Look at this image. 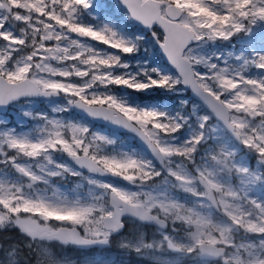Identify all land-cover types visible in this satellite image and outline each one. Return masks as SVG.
Masks as SVG:
<instances>
[{"label":"snow or ice","instance_id":"snow-or-ice-1","mask_svg":"<svg viewBox=\"0 0 264 264\" xmlns=\"http://www.w3.org/2000/svg\"><path fill=\"white\" fill-rule=\"evenodd\" d=\"M14 106L31 123L0 117V231L26 242L0 264L114 240L149 264H264V0H0Z\"/></svg>","mask_w":264,"mask_h":264},{"label":"rangeland","instance_id":"rangeland-1","mask_svg":"<svg viewBox=\"0 0 264 264\" xmlns=\"http://www.w3.org/2000/svg\"><path fill=\"white\" fill-rule=\"evenodd\" d=\"M176 100H177L176 97L174 96L171 97V103L175 104ZM156 101H159V99H153L152 101H148V102H144V100H138V102H143V103H158ZM37 109L45 110V111L47 110L43 102H40L37 105ZM28 110H31L30 107L28 108ZM0 117L9 120L13 125L31 123V121L28 120V118H24L20 115L19 106L10 107L8 113L0 114ZM94 127L101 129L104 128L97 124H94ZM122 138L127 139L129 141H131L132 139L130 135L127 137L122 136ZM131 228L132 226L129 225V230H131ZM11 231L12 230L0 231V243L7 245L12 241H17L13 239L14 235L11 234ZM148 235L149 237H151L152 235L151 229L148 230ZM25 242H26V237H25ZM24 243H20V245L23 246ZM51 247L53 248L54 251L57 252L58 255H63L64 257L70 258L72 260V264H92V262H95V264H149V259H150L149 257H140L136 255L134 252L119 250L116 246L115 240L113 241V244L111 247H109V249L104 248V249H94L90 251H81L78 254L75 252V250L68 248V246H61L55 242L51 244ZM23 254L24 256L28 255V250L26 248L24 249ZM169 259H175V256L172 255L169 257ZM31 264H35L34 257L31 258ZM181 264H193V261L190 258H184Z\"/></svg>","mask_w":264,"mask_h":264},{"label":"trees","instance_id":"trees-1","mask_svg":"<svg viewBox=\"0 0 264 264\" xmlns=\"http://www.w3.org/2000/svg\"><path fill=\"white\" fill-rule=\"evenodd\" d=\"M101 2H105V3H111V2H114V0H101ZM159 54H157V58H158ZM138 96V100H152V97H156L159 99L158 103L159 102H164V103H171V97L172 96H169V95H165L164 93L162 92H159V93H156L154 91H150V92H147V93H141V94H137ZM11 234L14 235L13 239L14 240H17L19 241V243H24L25 242V237L22 236L18 230H12L11 231ZM68 248L70 249H73L75 250V252L78 254L79 252L83 251L81 250L80 248H77L75 246H68ZM109 249V247L107 248Z\"/></svg>","mask_w":264,"mask_h":264},{"label":"water","instance_id":"water-1","mask_svg":"<svg viewBox=\"0 0 264 264\" xmlns=\"http://www.w3.org/2000/svg\"><path fill=\"white\" fill-rule=\"evenodd\" d=\"M8 110H9V108H6V109H0V112H1V113H6ZM96 123L104 124V122H96ZM92 248H95V247H92ZM102 248H103V247H102ZM89 249H91V248H89Z\"/></svg>","mask_w":264,"mask_h":264}]
</instances>
